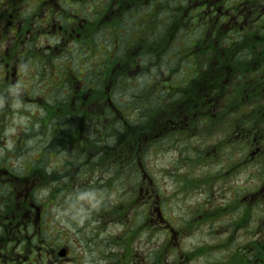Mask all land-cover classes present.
Listing matches in <instances>:
<instances>
[{"label":"flooded vegetation","instance_id":"obj_1","mask_svg":"<svg viewBox=\"0 0 264 264\" xmlns=\"http://www.w3.org/2000/svg\"><path fill=\"white\" fill-rule=\"evenodd\" d=\"M12 105L37 111L38 130L0 139V264H77L73 250L91 264H186L189 228L162 216L159 171L197 205L184 216L199 213L203 264H264V0H0L2 134ZM55 131L77 150L52 141L19 164L22 143ZM190 164L209 171L193 178ZM79 193L87 214L61 217L94 226L87 247H45L48 210ZM107 225L119 230L92 244Z\"/></svg>","mask_w":264,"mask_h":264},{"label":"rangeland","instance_id":"obj_2","mask_svg":"<svg viewBox=\"0 0 264 264\" xmlns=\"http://www.w3.org/2000/svg\"><path fill=\"white\" fill-rule=\"evenodd\" d=\"M173 8L179 9L180 7L173 4ZM188 40L189 39L185 36L184 37L185 43ZM174 46H176L177 48H180L177 45H174ZM177 48L175 47L173 48L174 55H178L182 47L180 49H177ZM62 65L64 66V69H65V67L70 64L68 65L62 64ZM75 65H76L74 66L75 71H79V63L75 62ZM63 66L60 67L57 65L56 68L49 69V65L45 67H42V65L41 66L39 65V69H41V71H46V70L53 71V70H58V68L59 70H61L63 69ZM34 84H35V81L30 82L31 86ZM26 89L29 90L28 87H26ZM23 110L24 108L19 107L18 105L9 106V111L7 113L9 117L6 123V129L4 130L3 134L1 133L3 126H0V139H4L5 137L7 139H11L9 147L12 145V140L15 141V139L17 138L18 136L17 132L21 130L26 131L27 129H31L33 131L32 133H37L38 127L35 124L37 111H35L34 109H30V108L26 109V111H23ZM95 125H97L96 120H94L91 125L87 126L86 132L89 134L90 140L88 142H90L94 147H98L99 144L92 143L94 140H96L94 139L95 138L94 129L98 131H102V127L98 126V128H96ZM62 128H64V130H67V131L70 130L73 133V129L70 127L68 128L59 127V129H62ZM77 130L78 129H76V131ZM55 133H57V131H55ZM58 137L60 138V140L58 139ZM56 138H55L56 140L52 139L50 141L49 136H46L42 139L39 137L40 140L36 136H34V138H31L27 142L22 143L21 147H22L23 152L22 154H19L21 158L19 159V164L20 162L24 163L27 159L28 160L33 159L36 156V154L39 152L42 146H48V143L52 141H53V146H52L53 148L60 149L63 145H65V147L62 150L72 149L73 151H76L77 147L79 146L78 144L77 145H74L71 143L69 145L65 144L63 139L66 137L64 134H62V132H60V134L57 133ZM7 162L9 163V159H7ZM13 162L15 163V160H13ZM173 162H174V157L171 155H166L163 158L157 160L158 166L163 169L172 166ZM143 163H146V162H143ZM189 168H190L189 170L190 176L193 178H195L198 175H201L202 172L203 174H206L209 171V167L205 168V167L198 166L196 164L195 165L190 164ZM100 170H103V167H101ZM168 173H169L168 178H163L162 171H159L157 173L158 179L155 185V187L157 188L156 193L158 194V196L161 195V196L166 197L167 199L164 205L162 204L160 205L162 216L168 220L169 225L175 231L180 230L183 223H184L185 228H189V231L186 237L184 239L182 237L180 238V245L177 250V252L184 251V257L186 256L188 257V262L186 264H203L204 258H200L201 254H198V250H200L201 246L203 247L204 245L203 243L204 240L201 238L202 236L201 232L204 231L205 229L204 228L200 229L199 224L197 223L198 222L197 217L195 218V216H199V213L194 211V213H190L187 217L184 216L185 208H188L187 210L189 212H192L190 208H194L197 205H192L190 198L187 200L184 199V196L182 195V193L177 191L178 189H181V188H175V191H173V187H169L173 183V180H174L173 178H176V176L171 175L172 171ZM173 173L177 175V170L174 169ZM126 176H127V179L131 180L132 176L129 173ZM163 179H167L166 182H163ZM129 180H127V182ZM165 183H167L169 186H165ZM112 194H115V193H112ZM112 194H111V191H109V192H106L103 196L110 198ZM84 196L85 195L83 193H79L78 198H83L81 201L77 200L76 202H74V199L70 198L69 202L64 203L65 207L63 209L59 208L56 205L57 208L59 209H55L51 207L52 209L48 210L49 214L46 217L45 227H44L45 233L43 236L45 247L52 249V250H57L58 247H60V245H63L69 248L70 247L71 248L87 247V244H85V242L82 241V237L90 233L91 228L94 226L88 223V221H85V217L84 218L82 217V219L78 221L77 226H75L66 217H61L64 214L65 216L70 215L72 211L74 212L73 215L74 216L77 215V217H81L87 214L88 209H89L88 205L90 202H88L84 198ZM75 203H76V207L74 206ZM193 219H196V221H192ZM128 225H131V224H128ZM76 227H77V230H76ZM118 230L119 229L117 227H112V226L109 227V225L105 226L103 228V231L97 234L98 235L97 237L93 235L94 242L92 244L96 246L97 244L100 243L101 238L103 237V236H100L101 234H105L106 236H108L110 233L117 232ZM158 232H162V229H160ZM165 238L166 237L163 233H159L156 237V242H157L156 245L165 247V244H164L166 240ZM134 241H135V244L137 245L136 246L137 249L139 248L141 253H142V250L144 252L147 251L146 250L147 242H148L147 236L143 234L138 235V237L135 236V239L133 240V242ZM118 247H121V246H118ZM72 253L75 254V257L77 259L76 261L77 264H91L89 262V259L92 257H96L95 255H89V254H87V257L85 255H79L76 253L75 250H73ZM205 259H206L205 260L206 262L208 261L209 264H212L214 261V256L206 255ZM33 262L35 263V260Z\"/></svg>","mask_w":264,"mask_h":264},{"label":"water","instance_id":"obj_3","mask_svg":"<svg viewBox=\"0 0 264 264\" xmlns=\"http://www.w3.org/2000/svg\"><path fill=\"white\" fill-rule=\"evenodd\" d=\"M58 255H59L60 257L64 256V255H65V251H64L63 249L60 250L59 253H58Z\"/></svg>","mask_w":264,"mask_h":264}]
</instances>
